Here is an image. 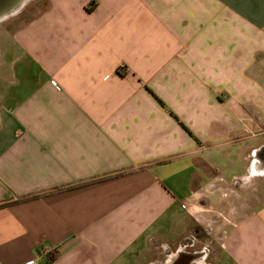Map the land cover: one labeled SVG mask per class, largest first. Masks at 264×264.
Returning a JSON list of instances; mask_svg holds the SVG:
<instances>
[{
    "label": "crops",
    "instance_id": "1",
    "mask_svg": "<svg viewBox=\"0 0 264 264\" xmlns=\"http://www.w3.org/2000/svg\"><path fill=\"white\" fill-rule=\"evenodd\" d=\"M30 261L264 264V0H49L0 32V264Z\"/></svg>",
    "mask_w": 264,
    "mask_h": 264
},
{
    "label": "rangeland",
    "instance_id": "2",
    "mask_svg": "<svg viewBox=\"0 0 264 264\" xmlns=\"http://www.w3.org/2000/svg\"><path fill=\"white\" fill-rule=\"evenodd\" d=\"M49 0H41L38 3H33L32 6H28V8L24 9L22 12L18 13L17 15H14L12 19L8 21L0 22V32L2 31H8V32H14L16 29L24 25L27 21H29L31 18L35 17L41 11L48 5ZM250 123L248 122V125ZM249 132H252L249 130ZM193 237L190 235V238L188 241H191ZM205 243H209L208 241H211L213 238H210L211 240L207 239V236L203 238Z\"/></svg>",
    "mask_w": 264,
    "mask_h": 264
},
{
    "label": "water",
    "instance_id": "3",
    "mask_svg": "<svg viewBox=\"0 0 264 264\" xmlns=\"http://www.w3.org/2000/svg\"><path fill=\"white\" fill-rule=\"evenodd\" d=\"M22 0H0V16L14 9Z\"/></svg>",
    "mask_w": 264,
    "mask_h": 264
},
{
    "label": "trees",
    "instance_id": "4",
    "mask_svg": "<svg viewBox=\"0 0 264 264\" xmlns=\"http://www.w3.org/2000/svg\"><path fill=\"white\" fill-rule=\"evenodd\" d=\"M93 3H95V1H93L90 5H88V8H91V6H92ZM158 99L160 100V102H161L163 105H165V104L163 103V101H162L160 98H158ZM171 113H172V115H174V116L180 121V123H181L185 128H187V129L191 132V130L185 125L184 122H182V121L180 120V118H179L175 113H173V112H171Z\"/></svg>",
    "mask_w": 264,
    "mask_h": 264
},
{
    "label": "built area",
    "instance_id": "5",
    "mask_svg": "<svg viewBox=\"0 0 264 264\" xmlns=\"http://www.w3.org/2000/svg\"><path fill=\"white\" fill-rule=\"evenodd\" d=\"M35 262L34 261H30L28 264H34Z\"/></svg>",
    "mask_w": 264,
    "mask_h": 264
}]
</instances>
